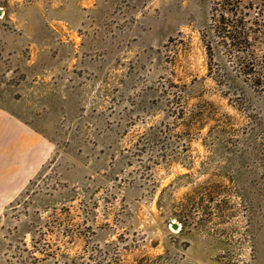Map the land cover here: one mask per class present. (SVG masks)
I'll use <instances>...</instances> for the list:
<instances>
[{
  "label": "rangeland",
  "instance_id": "rangeland-1",
  "mask_svg": "<svg viewBox=\"0 0 264 264\" xmlns=\"http://www.w3.org/2000/svg\"><path fill=\"white\" fill-rule=\"evenodd\" d=\"M218 2L0 0V107L50 143L0 264H264V77L208 28L264 0Z\"/></svg>",
  "mask_w": 264,
  "mask_h": 264
},
{
  "label": "crops",
  "instance_id": "crops-1",
  "mask_svg": "<svg viewBox=\"0 0 264 264\" xmlns=\"http://www.w3.org/2000/svg\"><path fill=\"white\" fill-rule=\"evenodd\" d=\"M49 141L13 112L0 107V215L43 167Z\"/></svg>",
  "mask_w": 264,
  "mask_h": 264
},
{
  "label": "trees",
  "instance_id": "trees-1",
  "mask_svg": "<svg viewBox=\"0 0 264 264\" xmlns=\"http://www.w3.org/2000/svg\"><path fill=\"white\" fill-rule=\"evenodd\" d=\"M226 0H220V6L224 4ZM256 6V14L254 16L248 17L251 26H245L243 20H239L240 15L238 16L234 11L225 10L221 7L219 10L218 7L214 9L215 13L213 14L214 21H212L210 27L211 30L214 29L219 34L220 42L223 44H232L236 45L239 51L238 58L242 62V69L244 73L248 71L254 73L258 79L263 78V74L258 72V70H264V61L253 59L250 56L251 44L248 42L251 37V33H263L264 34V6L258 4ZM220 11V13H219ZM226 11H229L226 13ZM243 18V17H242ZM253 32H251V30ZM254 39V37H253ZM249 54V55H248ZM250 56V57H249ZM255 67L256 70L253 71L252 68Z\"/></svg>",
  "mask_w": 264,
  "mask_h": 264
},
{
  "label": "water",
  "instance_id": "water-1",
  "mask_svg": "<svg viewBox=\"0 0 264 264\" xmlns=\"http://www.w3.org/2000/svg\"><path fill=\"white\" fill-rule=\"evenodd\" d=\"M172 226H173V228H176V223H173Z\"/></svg>",
  "mask_w": 264,
  "mask_h": 264
}]
</instances>
